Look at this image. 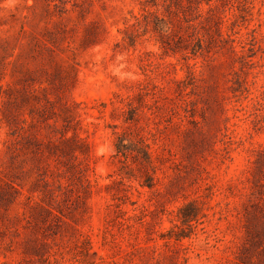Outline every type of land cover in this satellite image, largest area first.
I'll return each instance as SVG.
<instances>
[{"label":"rangeland","instance_id":"obj_1","mask_svg":"<svg viewBox=\"0 0 264 264\" xmlns=\"http://www.w3.org/2000/svg\"><path fill=\"white\" fill-rule=\"evenodd\" d=\"M0 264H264V0H0Z\"/></svg>","mask_w":264,"mask_h":264}]
</instances>
